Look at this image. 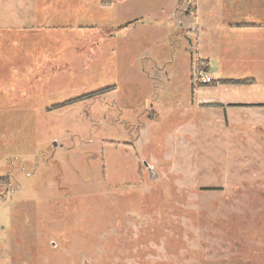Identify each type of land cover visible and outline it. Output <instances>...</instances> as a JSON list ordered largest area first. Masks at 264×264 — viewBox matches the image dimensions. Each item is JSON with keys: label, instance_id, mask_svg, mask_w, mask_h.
<instances>
[{"label": "rangeland", "instance_id": "rangeland-1", "mask_svg": "<svg viewBox=\"0 0 264 264\" xmlns=\"http://www.w3.org/2000/svg\"><path fill=\"white\" fill-rule=\"evenodd\" d=\"M179 1L0 0V264H264V0Z\"/></svg>", "mask_w": 264, "mask_h": 264}, {"label": "trees", "instance_id": "trees-1", "mask_svg": "<svg viewBox=\"0 0 264 264\" xmlns=\"http://www.w3.org/2000/svg\"><path fill=\"white\" fill-rule=\"evenodd\" d=\"M202 63L203 64L205 63L207 65V66L206 65L204 66L205 67L204 70L208 71V61H203ZM197 80H199L198 77H197ZM209 83L212 86H215V85H229V84H235V85H239V84H253V79L252 78H244V77H239V78L219 77V78H216V79L210 81ZM204 85H206V84H204ZM108 89H110V88H104V89L96 90V92L93 91V92L84 94V95H82V96H80L78 98H74V99H71L69 101L57 104L56 106L65 105L67 103H71L73 101H76L77 99L88 98V97H91L92 95L103 93V92L107 91ZM233 105H235V104H233ZM233 105H230V106H233ZM215 106H221V105L220 104H215Z\"/></svg>", "mask_w": 264, "mask_h": 264}, {"label": "crops", "instance_id": "crops-1", "mask_svg": "<svg viewBox=\"0 0 264 264\" xmlns=\"http://www.w3.org/2000/svg\"><path fill=\"white\" fill-rule=\"evenodd\" d=\"M193 1V0H192ZM196 1V0H195ZM194 1V2H195ZM191 2V1H190ZM190 2H184V0H180L179 2H178V10H180V12H181V25L183 24V23H185V21H186V18H183V16H189V15H192V16H196L197 15V13H198V4H196V3H194V2H191V7L192 8H190L189 9V3ZM189 10V11H188ZM183 20V21H182ZM228 24V26H230L231 28H246V27H251V25H255L256 23H251V22H238V21H234V22H228L227 23ZM188 26V25H187ZM189 26H191V25H189ZM187 29V28H186ZM190 29V28H189ZM205 60H207L208 61V68H209V60L208 59H206L205 58ZM208 72V71H207ZM216 78H219V77H216ZM216 78H213V79H216ZM221 86H223V85H221ZM220 85H219V87H221ZM219 103H221V102H219ZM222 106V105H221Z\"/></svg>", "mask_w": 264, "mask_h": 264}, {"label": "built area", "instance_id": "built-area-1", "mask_svg": "<svg viewBox=\"0 0 264 264\" xmlns=\"http://www.w3.org/2000/svg\"><path fill=\"white\" fill-rule=\"evenodd\" d=\"M198 79L201 83H209L212 77L208 74H202L201 76H198Z\"/></svg>", "mask_w": 264, "mask_h": 264}, {"label": "water", "instance_id": "water-1", "mask_svg": "<svg viewBox=\"0 0 264 264\" xmlns=\"http://www.w3.org/2000/svg\"><path fill=\"white\" fill-rule=\"evenodd\" d=\"M144 165H146V164L144 163Z\"/></svg>", "mask_w": 264, "mask_h": 264}]
</instances>
